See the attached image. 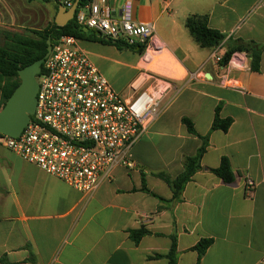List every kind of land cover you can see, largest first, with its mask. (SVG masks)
Instances as JSON below:
<instances>
[{"label": "crops", "instance_id": "1", "mask_svg": "<svg viewBox=\"0 0 264 264\" xmlns=\"http://www.w3.org/2000/svg\"><path fill=\"white\" fill-rule=\"evenodd\" d=\"M66 2L76 0H0V28L43 30L55 22L60 6L70 9ZM107 2L116 16L130 3L136 22L155 25L163 47L156 57L168 66L150 67L154 60L146 62L135 49L80 40L92 63L104 76L112 64L129 68L123 94L145 72L171 79L174 90L159 119L130 151L134 167H116L112 180L92 196L0 144V258L9 264H169L165 256L176 234L178 264H198L191 249L206 238L214 242L201 264H264V52L260 72L251 70L246 53L234 54L227 66L212 58L216 49L223 57L238 40L264 45V0ZM191 15H207L210 27L226 36L224 42L201 48L186 27ZM244 57V66L235 63ZM218 106L232 126L211 133L203 169L177 202L156 174L177 178L184 172V158L196 155L202 140L182 119L207 136ZM223 157L236 175L232 184L210 171ZM249 179L252 188L246 186ZM142 228L149 234L136 243L131 231Z\"/></svg>", "mask_w": 264, "mask_h": 264}, {"label": "built area", "instance_id": "2", "mask_svg": "<svg viewBox=\"0 0 264 264\" xmlns=\"http://www.w3.org/2000/svg\"><path fill=\"white\" fill-rule=\"evenodd\" d=\"M65 5L71 8L73 3ZM74 19L105 41L143 47L146 62L163 49L155 25L136 22L130 3L116 16L107 0H92L78 7ZM212 58L222 63L218 49ZM246 60L235 63L244 66ZM37 79L35 114L18 138L0 134V144L86 196L111 181L116 167H134L130 151L159 119L163 102L174 90L171 79L145 72L128 94L116 91L74 36L53 44ZM144 83L149 87L143 89ZM246 186L252 188L254 182L249 179Z\"/></svg>", "mask_w": 264, "mask_h": 264}, {"label": "trees", "instance_id": "3", "mask_svg": "<svg viewBox=\"0 0 264 264\" xmlns=\"http://www.w3.org/2000/svg\"><path fill=\"white\" fill-rule=\"evenodd\" d=\"M33 1V0H30ZM50 1V0H43ZM92 0H80V7H84ZM186 27L190 34L195 39L196 43L201 48L214 49L219 47L225 40L226 36L218 30H215L209 25V17L207 15H191L186 20ZM31 36L21 33H4L6 37L5 44L0 46V110L6 104L14 90L20 85L19 70L31 65L35 61L44 58L47 54L48 41L51 40L55 44L63 36H74L79 40L93 41L98 40L102 43L114 44L118 48H131L138 50L143 54L144 48L129 47L124 42H109L101 39L95 33L85 31L77 26L75 19L69 22L66 26H58L55 22L51 23L43 30H30ZM264 45L257 44L251 41L238 40L232 43L229 51L223 56L222 64L227 66L236 53H246L251 58V70L260 72V63ZM43 70V67H42ZM221 106H218L215 111L210 133L207 136L199 135L194 127V123L187 117L182 119L187 130L202 140V145L194 156H186L184 158V172L177 178H172L167 173L161 172L156 176L165 181L174 193V200L177 202L182 200L186 185L193 179L194 175L203 169L202 158L210 144V135L216 130L228 132L232 126L233 120L230 118L223 119L220 115ZM217 175L224 183L232 184L235 182V173L231 163L227 157H223L220 166L217 169L210 170ZM145 175L143 174V181ZM144 190L148 189L144 182ZM149 234L144 228L131 231V238L134 242L139 243L140 240ZM173 244L170 252L165 256L169 260V264H178V245L176 234L172 237ZM213 239L206 238L191 250L196 251L199 255L198 264L207 253L213 244ZM0 263L9 264L4 258H0Z\"/></svg>", "mask_w": 264, "mask_h": 264}, {"label": "water", "instance_id": "4", "mask_svg": "<svg viewBox=\"0 0 264 264\" xmlns=\"http://www.w3.org/2000/svg\"><path fill=\"white\" fill-rule=\"evenodd\" d=\"M79 6L80 0H76L69 10L64 6H60L55 23L61 27L66 26L74 20ZM52 47V41L49 40L45 57L19 70L18 74L21 83L0 110L1 135L18 138L31 121L37 107V95L39 91L37 78L41 74L44 62L50 55Z\"/></svg>", "mask_w": 264, "mask_h": 264}, {"label": "rangeland", "instance_id": "5", "mask_svg": "<svg viewBox=\"0 0 264 264\" xmlns=\"http://www.w3.org/2000/svg\"><path fill=\"white\" fill-rule=\"evenodd\" d=\"M7 32L21 33L23 35H28V36L32 35L29 29L0 28V46H3L5 44L6 37L4 36L5 35L4 33ZM156 64H163L168 66V62L162 56L155 57L153 64L150 67L154 68L153 65ZM112 67H113V71L105 70L104 74L106 78L109 80L110 84H112L114 89H116L119 92L127 93L128 91H123L125 88L123 90H121V88L125 86L124 84L125 81H127L131 77V73H132L131 70L129 68H125L123 65H118V64H112ZM112 67H110V69Z\"/></svg>", "mask_w": 264, "mask_h": 264}]
</instances>
